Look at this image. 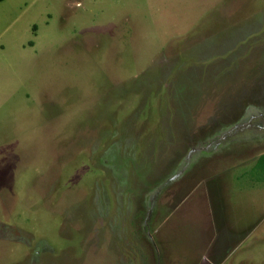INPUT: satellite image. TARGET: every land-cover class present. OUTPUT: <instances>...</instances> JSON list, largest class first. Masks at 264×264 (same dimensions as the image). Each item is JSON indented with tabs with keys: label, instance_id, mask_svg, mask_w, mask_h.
<instances>
[{
	"label": "rangeland",
	"instance_id": "1",
	"mask_svg": "<svg viewBox=\"0 0 264 264\" xmlns=\"http://www.w3.org/2000/svg\"><path fill=\"white\" fill-rule=\"evenodd\" d=\"M262 154L264 0L0 2V264L257 251Z\"/></svg>",
	"mask_w": 264,
	"mask_h": 264
},
{
	"label": "crops",
	"instance_id": "2",
	"mask_svg": "<svg viewBox=\"0 0 264 264\" xmlns=\"http://www.w3.org/2000/svg\"><path fill=\"white\" fill-rule=\"evenodd\" d=\"M222 194V193H220ZM222 209V208H221ZM223 210V209H222ZM229 214H227V211H223L217 216V222H218V227H219V240L217 241V244L214 246L218 252L222 253L224 252V256L222 257L223 262L220 264H255V262L258 264H264V251H261V249L264 250V248H259L257 251H231L232 248L234 247L236 243L240 242L237 246H240L242 244L241 241H234L236 236L233 232L227 231L225 233V228H233L234 224L231 223L234 219L231 216V220L228 219ZM232 240V242L230 241ZM230 241V242H229ZM232 243V244H231ZM228 244H231V246H227ZM223 249V250H222ZM232 252V253H231ZM219 253V254H220ZM219 258V257H218ZM212 258H209L207 260L208 264H216L212 260ZM248 259V260H247Z\"/></svg>",
	"mask_w": 264,
	"mask_h": 264
},
{
	"label": "trees",
	"instance_id": "3",
	"mask_svg": "<svg viewBox=\"0 0 264 264\" xmlns=\"http://www.w3.org/2000/svg\"><path fill=\"white\" fill-rule=\"evenodd\" d=\"M3 1L5 0H0V2ZM251 172H256L257 173L256 176H261V180L264 181V154L259 156Z\"/></svg>",
	"mask_w": 264,
	"mask_h": 264
}]
</instances>
